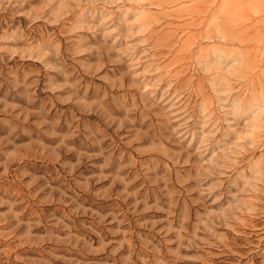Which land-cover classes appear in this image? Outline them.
<instances>
[{"label": "rangeland", "instance_id": "rangeland-1", "mask_svg": "<svg viewBox=\"0 0 264 264\" xmlns=\"http://www.w3.org/2000/svg\"><path fill=\"white\" fill-rule=\"evenodd\" d=\"M0 264H264V0H0Z\"/></svg>", "mask_w": 264, "mask_h": 264}, {"label": "bare ground", "instance_id": "bare-ground-1", "mask_svg": "<svg viewBox=\"0 0 264 264\" xmlns=\"http://www.w3.org/2000/svg\"><path fill=\"white\" fill-rule=\"evenodd\" d=\"M223 3H224V2H223ZM252 6H253V5H252ZM237 8H238V7H237ZM177 10H178V9H177ZM239 10H240V8H239ZM236 11H237V10H236ZM140 12H141V11H140ZM231 13H232V12H231ZM234 13H235V12H234ZM137 15H139V14H137ZM234 15H235V14H234ZM237 15H238V14H237ZM238 16H239V15H238ZM238 16H237V17H238ZM233 20H234V19H233ZM221 37H224V36L222 35ZM206 64H207V63H206ZM206 66H207V65H206ZM224 73H225V72H224ZM221 78H222V77H221ZM229 78H230V77H229ZM220 80H221V79H220ZM211 81H212V80H211ZM215 84H216V83H215ZM228 84H229V83H228ZM216 86H217V84H216ZM216 86H215V87H216ZM244 86H245V85H244ZM232 88H233V87H232ZM232 88H231V89H232ZM214 90H215V89H214ZM211 91H212V90H211ZM252 94H253V93H252ZM242 98H243V97H242ZM260 98H261V97H260ZM217 101H218V100H217ZM242 103H243V102H242ZM226 104H227V103H226ZM253 104H254V103H253ZM207 114H208V113H207ZM208 115H209V114H208ZM262 127H263V126H262Z\"/></svg>", "mask_w": 264, "mask_h": 264}]
</instances>
